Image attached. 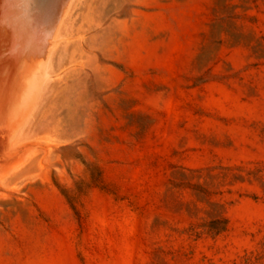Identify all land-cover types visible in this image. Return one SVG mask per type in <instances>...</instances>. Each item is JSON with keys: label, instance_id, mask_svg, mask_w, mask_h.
<instances>
[{"label": "rangeland", "instance_id": "obj_1", "mask_svg": "<svg viewBox=\"0 0 264 264\" xmlns=\"http://www.w3.org/2000/svg\"><path fill=\"white\" fill-rule=\"evenodd\" d=\"M63 12L0 127V264H264V0Z\"/></svg>", "mask_w": 264, "mask_h": 264}, {"label": "bare ground", "instance_id": "obj_2", "mask_svg": "<svg viewBox=\"0 0 264 264\" xmlns=\"http://www.w3.org/2000/svg\"><path fill=\"white\" fill-rule=\"evenodd\" d=\"M5 2V1H4ZM3 3L0 4V63H5L6 67L3 70V74L1 75L0 79L2 77L9 76V79L11 81V74L14 70V67L16 66V63L20 61L21 65V72L26 73L28 70L29 62L28 59L31 57L36 56L38 53V46L36 45V42H30L26 38L23 39V36L20 34V32L14 29H11L9 26V22L7 21V17L3 14ZM12 5V3H11ZM8 6V5H6ZM65 10V9H64ZM64 13V12H63ZM63 15V14H62ZM5 16V17H4ZM62 18V17H61ZM52 38V37H51ZM50 38V39H51ZM51 42L48 41L49 43V49L52 47L54 40H50ZM13 45H20L19 48L23 49L21 52L22 59H17L16 55L18 52L16 51L13 54H9V48H11ZM48 47V46H47ZM19 50V49H18ZM20 52V50H19ZM47 56V49L45 50L44 57L42 60H38L37 62V69H35L30 75H28L26 85L23 86L22 90L19 89V91L16 89L14 85V91L11 92V98L9 100L8 106L3 110L5 115L0 119V127L4 125L5 123L7 124L11 118L12 113L14 112L13 110L17 109L22 104V101L24 102L25 105H27V97L29 96L30 90L37 84L38 77L42 73V68L43 64L45 63V59ZM24 105V106H25Z\"/></svg>", "mask_w": 264, "mask_h": 264}, {"label": "water", "instance_id": "obj_3", "mask_svg": "<svg viewBox=\"0 0 264 264\" xmlns=\"http://www.w3.org/2000/svg\"><path fill=\"white\" fill-rule=\"evenodd\" d=\"M68 0H14L12 2V6L15 8L12 9L9 16H7V21L9 22V26L11 29L18 30L20 34L23 36V39L26 38V34L22 32L23 24L27 21L31 16H34L33 20L39 22L38 25V33L33 42H36L39 50L36 56L33 58L32 63H28V69L30 66H33L31 73L37 69L38 60H42L45 54V50L48 46V41L52 37L53 31L57 23L59 22L61 15L65 9V5ZM15 2V3H14ZM42 14V18H38V15ZM16 46V50H12V47ZM20 46V45H19ZM18 45H13L9 48V54H13L16 51L18 52L16 55L20 53L18 49ZM13 51V52H12ZM21 51V49H20ZM31 60L30 58L28 59Z\"/></svg>", "mask_w": 264, "mask_h": 264}]
</instances>
